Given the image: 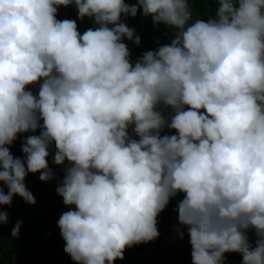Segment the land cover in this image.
Wrapping results in <instances>:
<instances>
[{
  "label": "clouds",
  "instance_id": "clouds-1",
  "mask_svg": "<svg viewBox=\"0 0 264 264\" xmlns=\"http://www.w3.org/2000/svg\"><path fill=\"white\" fill-rule=\"evenodd\" d=\"M69 5L93 27L58 20ZM138 8L171 37L133 61L123 41L140 37L122 17ZM53 143L69 206L57 225L75 264H113L156 239L177 193L192 264L233 252L264 264V0H216L208 19H193L188 0H0V205L35 203L24 180L53 178Z\"/></svg>",
  "mask_w": 264,
  "mask_h": 264
},
{
  "label": "trees",
  "instance_id": "trees-1",
  "mask_svg": "<svg viewBox=\"0 0 264 264\" xmlns=\"http://www.w3.org/2000/svg\"><path fill=\"white\" fill-rule=\"evenodd\" d=\"M137 0H125L126 4H135ZM189 7L192 11L193 19L201 18L208 19L214 15L216 0H188ZM56 18L58 20L71 19L76 22L77 30L83 33L87 28L93 27L91 21L85 17L82 21L77 18V9L72 6H58ZM122 20L130 28L135 29L136 35L140 37L139 45L124 39L127 45L130 57L133 61L145 51L154 50L158 45H163L169 42L171 33L165 25H154L150 16L141 14L138 8L135 17H122ZM34 93L37 90V85L28 86ZM42 123V121H41ZM39 129L36 133L39 134ZM32 133L18 134L17 139L9 146L10 152L14 157L23 159L21 145L24 137ZM55 147L51 148L49 155L46 158L47 163L53 161V152ZM67 164V161H65ZM64 168V165H60ZM33 173H28L24 183L28 189V177ZM56 177V178H55ZM54 177L56 184H59L61 177ZM0 189L5 192L7 188L0 182ZM19 196H13L11 206L0 205V211H4L8 216L7 224H0V264H39L45 259V254L49 246L57 243L60 239V231L57 225L59 216L65 210L58 209L52 206L43 211L39 216H32L31 213L25 215L20 214L22 205H19ZM19 200V201H18ZM28 205V204H26ZM74 208V206H72ZM24 211V210H23ZM21 221L19 235L15 238L11 236V229L16 221Z\"/></svg>",
  "mask_w": 264,
  "mask_h": 264
},
{
  "label": "rangeland",
  "instance_id": "rangeland-1",
  "mask_svg": "<svg viewBox=\"0 0 264 264\" xmlns=\"http://www.w3.org/2000/svg\"><path fill=\"white\" fill-rule=\"evenodd\" d=\"M175 134V130L165 128L161 134ZM129 134L134 139H138L129 128ZM54 147V143L52 148ZM49 169L53 172V178L44 182L39 179V172L33 173L28 177V191L35 199L34 204H28L23 199H19V205H22L20 214L39 216L47 208L56 206L58 209L67 211L69 206L64 205L62 197L56 192L58 184L54 177L59 175L60 182L64 176V168L56 165L53 161L48 163ZM56 178V177H55ZM59 182V183H60ZM183 198L182 193H177L170 198L166 207L158 214L156 218V227L158 236L156 239L147 243L135 244L126 247L123 252V259H117L113 264H192L191 246L187 234V227L181 225L177 219V203ZM28 204V205H26ZM24 210V211H23ZM183 233L181 238L178 230ZM249 243L254 246L255 235L253 231H248ZM64 240L61 239L48 247L45 259L39 264H75V262L64 252ZM224 264H241L242 257L239 253H225Z\"/></svg>",
  "mask_w": 264,
  "mask_h": 264
},
{
  "label": "flooded vegetation",
  "instance_id": "flooded-vegetation-1",
  "mask_svg": "<svg viewBox=\"0 0 264 264\" xmlns=\"http://www.w3.org/2000/svg\"><path fill=\"white\" fill-rule=\"evenodd\" d=\"M130 135V134H129Z\"/></svg>",
  "mask_w": 264,
  "mask_h": 264
}]
</instances>
